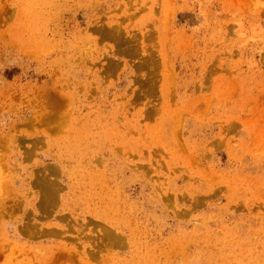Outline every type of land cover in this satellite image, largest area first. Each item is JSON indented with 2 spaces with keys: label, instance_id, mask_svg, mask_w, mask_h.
<instances>
[{
  "label": "rangeland",
  "instance_id": "rangeland-1",
  "mask_svg": "<svg viewBox=\"0 0 264 264\" xmlns=\"http://www.w3.org/2000/svg\"><path fill=\"white\" fill-rule=\"evenodd\" d=\"M47 258L264 264V0H0V264Z\"/></svg>",
  "mask_w": 264,
  "mask_h": 264
},
{
  "label": "bare ground",
  "instance_id": "bare-ground-1",
  "mask_svg": "<svg viewBox=\"0 0 264 264\" xmlns=\"http://www.w3.org/2000/svg\"><path fill=\"white\" fill-rule=\"evenodd\" d=\"M16 245H17V247H18V244H17V243H16ZM24 248H25V247H24ZM30 248H31V247H30ZM17 249H18V248H17ZM156 249H157V248H156ZM21 250H22V249H21ZM21 250H20V251H21ZM156 251H157V250H156ZM54 253H55V250H52L50 256L54 255ZM49 254H50V252H49ZM144 254H145V253H144ZM37 255H38V254H37ZM145 256H146V255H145ZM39 257H40V256H39ZM52 257H53V256H52ZM153 257H154V256H153ZM42 258H43V257H42ZM14 260H15V259H14ZM14 260H13V261H14ZM47 260H49V262H50L51 259H48V258L45 259V260L42 259V261H41L39 264H46V263H48ZM17 261H18V260H17ZM39 261H40V260H39ZM157 261H158V260H157ZM27 263H28V262H27ZM198 263H199V262H198ZM11 264H12V262H11Z\"/></svg>",
  "mask_w": 264,
  "mask_h": 264
}]
</instances>
